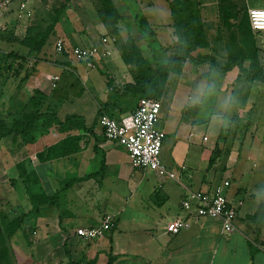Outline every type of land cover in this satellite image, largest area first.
Listing matches in <instances>:
<instances>
[{
	"label": "crops",
	"instance_id": "0c3cea01",
	"mask_svg": "<svg viewBox=\"0 0 264 264\" xmlns=\"http://www.w3.org/2000/svg\"><path fill=\"white\" fill-rule=\"evenodd\" d=\"M3 1L6 0H0V3ZM12 1L11 10L0 20V115L17 118L22 112L30 113L36 107L42 112L53 111L60 117L61 110L66 113L60 117L62 120L68 115L83 117L87 130L66 133L53 128L59 138L36 152L62 151V154L45 158L37 155V171L33 174L37 184L33 194L56 195L58 203L40 214L35 213L34 226L29 227L23 222L21 229L0 245V264H264V174L261 170L250 174L246 169L239 179H235L233 172L241 165L243 150L248 161H255L254 167L264 165L263 120L259 116L258 121L253 118L245 125L247 113L257 114L256 97L261 91L256 89L257 95L251 97L256 99L255 102L251 99V103L243 105L241 101L237 102L235 94L248 83L238 68L220 74L211 71L208 65L185 63L183 70L171 74L166 82L165 90L173 83L176 86L173 99L166 106L168 120L157 128L166 134L161 162L174 178L151 170H135L127 151L106 139L97 114L108 102L111 82L116 88L134 83L136 67L124 57L125 42L133 40L142 57L152 66L155 63L152 64L150 59L156 60L157 53L171 54L170 49H163L161 45L159 49L150 46L163 33L173 37V20L167 0H162L167 16L160 14L162 7L155 0L140 3V8L144 6L142 10L136 6V0H112L121 17L118 23L121 36H115L113 28L104 23L99 0H30L27 4L30 16L26 11L19 13L20 0ZM85 2L93 7L92 14L85 10ZM75 7L80 12L71 13ZM141 21L149 24L154 37H144L146 34L139 27ZM122 22L138 23L137 29L127 28L123 32ZM83 23L90 25L86 27ZM104 30L107 33L102 35ZM105 37L116 39L109 45L116 70H111L113 78L106 79L100 96L93 98L92 95V99L86 100L87 105L93 107V116L89 120L83 113L64 110L74 99L68 94L67 97H56L52 90L56 89L51 83L53 76H59L61 80L65 74L72 75L73 70L77 73L78 68L47 56V45L56 38L70 51L76 46H97ZM123 37L125 41L118 45L117 39ZM219 50L210 49L206 54L224 63L227 59L223 58L225 51ZM68 51L60 54L70 58ZM120 57L132 76L131 81H123L122 70L117 71ZM187 64L198 70L200 76L189 77ZM244 67L249 69V62L246 61ZM116 72L119 73L114 74ZM209 101L217 104L222 101L224 107L219 116L224 122L218 126L220 133L216 140L209 131L216 127L213 118L217 114L213 112L207 120L199 117L201 112L203 114V105ZM117 102L119 106L106 113L110 117V113L119 118L132 113L139 99L122 98ZM135 102L136 108H131ZM233 118L239 119L238 126L232 123ZM45 139L41 136L36 143ZM40 166H43L42 170L38 169ZM221 166L225 172L216 182L213 170L216 167L219 170ZM226 180L230 181V187L225 194L237 213L234 232L225 234L221 221L212 218L192 220L191 227L177 235L167 232L170 223L189 217L183 202L191 194L214 193ZM106 182L112 185L105 193ZM124 187L127 193L121 189ZM107 218L113 220L114 227L103 238L85 241L76 235L77 229L101 226Z\"/></svg>",
	"mask_w": 264,
	"mask_h": 264
},
{
	"label": "rangeland",
	"instance_id": "374dc122",
	"mask_svg": "<svg viewBox=\"0 0 264 264\" xmlns=\"http://www.w3.org/2000/svg\"><path fill=\"white\" fill-rule=\"evenodd\" d=\"M143 1L146 2V0H136V4H134L133 6H139L140 3L143 4ZM160 7H162L161 13L162 15L167 16V12L165 11L166 9H163L164 4L162 5V0H155ZM176 2V5H182L184 7H186V12L187 15L191 16L195 22L202 24L205 28H206V32L207 35L211 41V43L213 44V49H221V51H225L223 58H227L229 54L231 53H237L238 51H245V49H260L261 53H260V57L262 59V63L264 64V32H261V34H255L256 35V39H257V43L258 46L260 48H258L257 46H254L253 43L250 41V39L245 38L244 36V29L241 27V23L244 19L245 13L247 11V9L249 7L251 8H257V7H262L264 4V0H167L168 4L169 2ZM133 2V1H132ZM138 2V3H137ZM13 5V4H12ZM87 6V7H85ZM85 10H89L90 14H92L93 12V7L88 3L85 2ZM12 7V6H11ZM10 7V10H11ZM167 10H168V5L166 6ZM141 10L144 9V6H142V8H140ZM9 10V11H10ZM60 9H57V11ZM84 9H81V11ZM84 10V12H85ZM8 11V12H9ZM80 12V9L78 7H75V10L72 8L71 13L72 12ZM84 12L83 13L84 16H86V14ZM150 13V12H149ZM169 13V11H168ZM155 16V15H154ZM87 17V16H86ZM91 18V17H90ZM156 18V16H155ZM170 19V17H169ZM100 24V23H99ZM138 23H121L122 25V30L123 32L127 31L128 29H137ZM83 25H85L86 27H88L90 24L89 23H83ZM126 25V27L124 26ZM164 25V24H162ZM165 25H168L167 22H165ZM162 26V27H166V26ZM126 30V31H125ZM165 31H168L167 29H165ZM169 32V31H168ZM107 32L106 30H104L101 34L105 35ZM124 38V37H123ZM118 39V45H121L124 41L125 38L123 39ZM139 40H141L139 38ZM52 44L49 43L47 46V56L53 57L54 59H61V61H66L67 63L69 62V64L73 67V68H78V72L75 73V71L73 70L72 75H68L65 74L63 75L62 79L60 80V82L58 83L56 89H52L56 92V97L58 95H64L67 97H69L70 99H74L73 100V105L72 104H67L66 108H64V110L69 111L70 113H83L86 115V117L91 120L92 118V106L91 104L87 105L88 101L86 100H90V98L92 97V95L94 96L93 98H96V96H100V90L106 86V79L108 78H113L112 76V71L116 70V67L113 64V59L114 56L112 57H105L102 60H100L98 62V69H94V70H87L86 69V62H79L77 60H75L71 55L70 58H66L65 55H61L55 50L56 48V44L58 41H56V38L52 39ZM60 41V40H59ZM46 42V41H45ZM173 37L172 35H170L169 33H163L162 35H160V37L158 38V40L155 42H151L150 46L151 49H159V45H161L163 47V49H167V47H171L173 45ZM99 48H103L102 43H98ZM217 51V50H216ZM219 50V52H221ZM57 52V54H56ZM218 52V51H217ZM204 54L207 53V51L203 52ZM58 55V56H57ZM60 57V58H59ZM69 57V56H67ZM166 57V58H165ZM168 55L164 54V53H157L156 54V60L154 59H150L151 63L154 64L153 67L154 68H158L160 65L162 66V64L167 62V58ZM117 58V57H116ZM1 60V59H0ZM80 63H82L83 65H80ZM120 66L118 68L117 71H121L123 72V81H131L132 80V76L129 75L128 70L124 67L126 64L124 63L123 59L120 57ZM158 64V65H157ZM86 66V67H85ZM187 68L189 70V77H198L200 76L199 71L192 68V65L187 64L186 65ZM209 66V65H208ZM49 68V67H48ZM192 69V70H190ZM112 70V71H111ZM52 72V70H50ZM119 71V72H120ZM119 72H116L114 74H117ZM52 77V76H51ZM81 78V79H80ZM169 86V85H168ZM175 84L173 83V85L171 87H168L167 90H165V93L163 95V92H160V94L162 93V97H160V101L162 103V109H161V113L159 116V121L157 123V128H159L161 125H163L168 119V114H169V109L166 108V106H169V102L171 101L173 98V93H174V89H175ZM199 88V87H197ZM256 89V88H255ZM260 89L261 92L258 94L257 98V103H258V107L256 108V113H247L246 114V119H245V125L248 124L247 122L250 119L253 118H257L255 121H258V118L260 116V119L263 120L264 123V85L261 84L260 85ZM53 93V91H52ZM82 93V94H81ZM82 95H84V97H82ZM96 95V96H95ZM257 95V93H256ZM255 95V96H256ZM16 98V97H15ZM84 99L81 102H79V99ZM180 98V97H179ZM211 99H213L212 97H210ZM92 99V98H91ZM184 99V97H183ZM207 99L209 100V98L207 97ZM185 104H190V102H186ZM136 105V102L132 105L131 108H134ZM179 107V106H177ZM136 108V107H135ZM174 109L176 110V108L174 107L172 109V111L174 112ZM203 114L201 112V114L199 115V117H203V119L205 118H209L212 116L213 112H215L217 114L216 118H213V122H217L216 127L213 126V129H210V136H212L214 139H217V136L220 133V129L219 124L222 122H224V118L219 117L220 114L222 113L221 111L224 109L223 107V103L222 101L217 104L216 101H209L207 102L205 105H203ZM59 115L60 117L64 116L63 114L66 113H62L61 110H59ZM1 112H5V110H2ZM112 118L119 120V116L114 115L112 113H110ZM129 114V113H128ZM175 115V113H174ZM172 116V115H171ZM2 118H4L7 123L9 125H12L15 121V116H11V115H2ZM17 118H19L17 116ZM207 120V119H206ZM244 125V126H245ZM203 126V125H201ZM200 126V127H201ZM219 126V127H218ZM54 129L57 130V128L54 127ZM250 134L251 131H249V138H250ZM239 137H242V135H238ZM42 137H45V141L41 140L40 142L36 143L35 145H24L22 148L20 147L21 145L19 143H12V141L8 140L7 142H5L6 145H3L2 142L0 143V212H3L4 210H7L9 213V216L11 218H14L15 216H21L23 211L24 212H28L31 209V205L29 206V203L27 202V200H23L21 197H19V194H22L24 191H22L23 189H25V186H23L21 183V181H24L26 179L30 180V183H36V178L35 175H33L34 173H36L37 171V160L35 157H37V155L41 154V152L38 154H36V152H38V150L40 151L42 148H47L48 145L56 142V140L59 138L58 135L54 132L53 128L52 129H48L42 132ZM171 138V137H170ZM4 147V148H3ZM237 149H239V144L237 146ZM243 150V149H242ZM234 152H239V150H235ZM47 151L42 152L41 156L42 157H48L53 155L54 153L52 152L49 153ZM163 156V155H162ZM260 161V160H258ZM224 162V160H223ZM222 162V163H223ZM255 161H248L247 160V156L243 150V152L241 153V159H240V166H238L236 169H233L234 172V178L235 179H239L242 176V173L244 172V170L248 169L247 173H258L260 170L261 172L264 174V165L261 166H257L254 167ZM259 164V163H258ZM219 166V164H218ZM218 167L215 168V180L216 182H219L224 174V167L221 166V168L218 170ZM39 170L43 169V166H40V168H38ZM213 173V174H214ZM21 176V177H20ZM18 181L20 183V185H18ZM12 182L17 183L16 187L14 186V184ZM235 183V182H234ZM13 186H12V185ZM25 184V183H24ZM110 185H112L110 182H106L105 184V189L103 191H105V193L108 191L109 192V187ZM18 186V187H17ZM34 188V186H33ZM32 188V189H33ZM35 189H37V184L35 185ZM123 191L125 190V193H127L126 188H121ZM18 190V192H17ZM52 207V206H50ZM48 208L42 209L39 211V214L44 211L47 210ZM38 214V213H37ZM37 214H31L28 215L27 218L25 219V223L26 225L29 224V227L34 226L35 222H36V216Z\"/></svg>",
	"mask_w": 264,
	"mask_h": 264
},
{
	"label": "trees",
	"instance_id": "16d2710c",
	"mask_svg": "<svg viewBox=\"0 0 264 264\" xmlns=\"http://www.w3.org/2000/svg\"><path fill=\"white\" fill-rule=\"evenodd\" d=\"M99 2L102 7V17L105 19L104 23L113 28L112 32L115 36H121L120 28L118 27L121 17L112 0H99ZM169 7L173 20L172 28L174 30V42L171 47L167 48L172 51L168 56L167 62L158 68H154L142 57L138 51L139 48L135 46L133 40L130 39L125 42L123 46L125 51L124 57L127 62L133 63L136 67L134 83L126 84L122 88L114 87L113 82L109 84V99L107 104L99 110L97 114L98 120L102 114L108 113L110 108L119 106L117 101L122 98L129 99L130 101L134 98L140 100L144 97L160 99L162 96L160 92L165 90V85L170 75L182 71V67L185 63H191L195 66L209 65L211 71H216L220 74H225L238 68L242 73V77L245 78L248 83L246 87H242V89L235 94L237 102L240 103L241 101L243 105L251 103V97H255L256 89L261 91L260 85L256 83L264 85V64L260 57V49L263 47L260 48L258 46L255 35L261 33L254 32L250 24L248 12L250 7L245 13L241 27L245 31V38L250 39L253 45L260 49H245V51L241 50L237 53H231L224 63H220L217 58L211 54L203 53L204 51L213 49V44L207 35L206 28L202 24L195 22L191 16L187 15L186 7L176 5L175 1L169 2ZM139 27L140 30L145 32L146 35L144 37L151 38L155 36L153 30L146 21H141ZM246 61L249 62V69L244 67ZM112 100H115L113 105H111ZM254 100L256 99H252V101ZM33 109L35 110H32L30 113L24 114L22 112L19 118H15L12 125H9L6 121L7 119L5 120L1 117L2 115H0V143L2 142L3 145H6L5 142L10 140L13 144L19 143L22 147L28 144H35L42 136L43 131L54 127L57 128L59 132L66 133L81 129L87 130L85 119L81 116L68 115L62 120L58 114L53 111L42 112L36 107ZM232 123L238 126L239 119L233 118ZM52 152L54 155L62 154L60 149H57V153L49 151L51 154ZM15 182L12 183L16 187L17 183ZM21 182V184L25 186V189L22 190L24 192L19 194V197L23 200H27L29 206L31 205V209L28 212L23 211L21 216H15L14 218H11L9 213L5 211L0 212V245H3L6 240L10 239L21 229L28 215L38 213L40 210L58 203L56 195L47 196L33 194L32 188L36 183L31 184L29 179L24 181L25 184L23 181ZM18 185H20V183Z\"/></svg>",
	"mask_w": 264,
	"mask_h": 264
},
{
	"label": "built area",
	"instance_id": "2783aa9c",
	"mask_svg": "<svg viewBox=\"0 0 264 264\" xmlns=\"http://www.w3.org/2000/svg\"><path fill=\"white\" fill-rule=\"evenodd\" d=\"M30 0H20L19 13L26 11L30 16L27 4ZM12 0L0 3V20L10 10ZM250 24L254 32H264V5L262 7L249 9ZM1 30V26H0ZM116 42L114 38L105 37L102 39L104 48L97 46L73 47L70 51L64 47V42L57 43V51L65 53L68 51L75 60L86 62L88 69H95L98 62L111 55L110 44ZM60 81L59 76L51 78L52 87L56 88ZM162 109L160 99L144 97L139 100L137 108L119 120L104 114L99 119V124L104 130L106 139L122 146L128 153L133 169L138 171L151 170L161 176H170L168 170L161 162L166 134L157 129V123ZM230 187V181L226 180L223 185L216 188L214 193L196 192L183 202V207L188 211V218L178 219L167 226V232L177 235L191 227V221H198L201 218H212L221 221L223 232L230 234L235 231L236 209L229 203L225 191ZM241 205V203H240ZM195 206V207H194ZM194 207V208H193ZM114 227L111 218L104 220L101 226L95 228H79L76 235L85 241L101 239L105 233L110 232Z\"/></svg>",
	"mask_w": 264,
	"mask_h": 264
}]
</instances>
